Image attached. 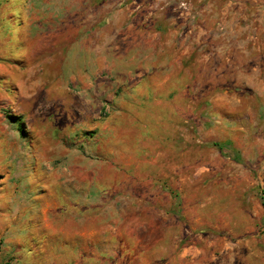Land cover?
<instances>
[{
    "label": "rangeland",
    "instance_id": "1",
    "mask_svg": "<svg viewBox=\"0 0 264 264\" xmlns=\"http://www.w3.org/2000/svg\"><path fill=\"white\" fill-rule=\"evenodd\" d=\"M0 264H264V0H0Z\"/></svg>",
    "mask_w": 264,
    "mask_h": 264
}]
</instances>
